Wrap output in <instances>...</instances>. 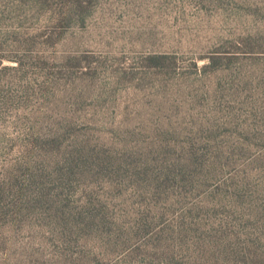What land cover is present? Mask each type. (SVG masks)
I'll use <instances>...</instances> for the list:
<instances>
[{"label":"rangeland","instance_id":"1","mask_svg":"<svg viewBox=\"0 0 264 264\" xmlns=\"http://www.w3.org/2000/svg\"><path fill=\"white\" fill-rule=\"evenodd\" d=\"M0 264H264V0H0Z\"/></svg>","mask_w":264,"mask_h":264}]
</instances>
